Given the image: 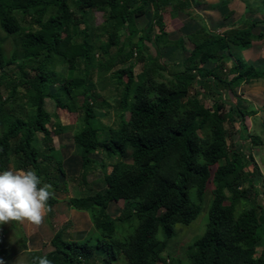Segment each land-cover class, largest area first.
<instances>
[{
	"label": "trees",
	"instance_id": "trees-1",
	"mask_svg": "<svg viewBox=\"0 0 264 264\" xmlns=\"http://www.w3.org/2000/svg\"><path fill=\"white\" fill-rule=\"evenodd\" d=\"M254 1L264 8V0ZM190 4L191 0H0V27L16 44L10 56L0 44V169L13 163L16 169L46 175L42 181L55 187L48 205L58 202L59 182L54 178L66 172L60 166L52 173L43 163L51 156L46 150H54L53 132L63 130L58 116L54 118L46 107L53 91L61 107L66 99L77 102L79 126L73 135L77 151L67 161L70 171L99 163L100 154L114 158L100 160L111 166L104 190L66 198L73 208L90 214L101 234L97 243L70 239L57 230L53 248L44 254L31 250L32 261L47 256L52 264H156L176 224H190L204 210L211 185L209 221L189 246L190 264H264V201L257 197L261 193L264 200V187L257 185L262 173L257 164L255 171L246 169L244 143L236 142L229 130L237 116L244 140L249 131L246 117L254 110L236 101L230 110H222L227 90L264 79V62L250 63L240 55L263 34L254 33L252 26L218 34L202 25L205 38H193L186 67L169 72L162 51L170 34L164 11L172 7L186 12ZM90 9L102 11L105 22H111L99 33L97 53L105 60L97 59L92 69L97 68L100 77L116 78L122 87L118 129L104 125L97 115L95 76L89 70L96 47L87 23ZM143 19L146 26L140 27ZM67 38L69 50L61 53ZM146 41L156 48V55L144 54L149 50ZM33 47L40 49L27 56L21 52ZM53 55L64 62L66 74L51 67ZM138 62L143 69L136 74ZM225 65L234 74L230 78L222 76ZM193 79L219 91L223 102L218 109L190 95L188 81ZM4 89H9L6 96ZM119 200H124L125 209L114 218L108 209ZM134 218L138 223L133 232L116 237L117 220L124 224Z\"/></svg>",
	"mask_w": 264,
	"mask_h": 264
},
{
	"label": "rangeland",
	"instance_id": "rangeland-1",
	"mask_svg": "<svg viewBox=\"0 0 264 264\" xmlns=\"http://www.w3.org/2000/svg\"><path fill=\"white\" fill-rule=\"evenodd\" d=\"M164 19L166 30L170 34L168 35V44H162V51L164 52L163 60L168 64L169 72L181 71L186 67L185 60L195 46L193 38H205V32L200 30L202 25H204V27L206 25L210 31L218 34H226L233 30L245 29L252 26L253 32L256 34L262 33L263 37L254 38L252 46L242 49L240 55L250 63L258 64L259 62H264V8L260 9L259 3L254 0H191L190 7H188L186 12L167 7L164 11ZM77 22L80 24V16H78ZM146 22L147 20L143 19L139 21L138 24L140 27H144L146 26ZM87 23L89 28L93 31V39L96 45L92 53L89 70L91 69L95 76L94 93L97 95L96 105L98 119L102 121L104 125L118 129L122 124V119L120 117L122 112V107L120 106L121 92L118 87L121 88V91L122 87L116 82V78L110 77L107 74L100 77L98 69H92L93 65L96 67L97 59L100 58L101 60H105L101 53L100 55L97 53V49L101 44L99 33L103 32L105 26L111 25V22H105L102 11L90 9ZM78 27H80V25H78ZM69 43L70 38H67L61 47V53H67L69 50ZM0 44L8 56L11 55L12 50L16 47L13 38L9 37L1 27ZM146 44L149 50H145L144 54L148 55V52H150L152 55H156V48L149 41H146ZM39 49V47L26 48L21 49V52L27 56ZM116 50L117 48L114 47L113 52ZM236 52L237 50H235V53ZM105 57H107V55H105ZM53 59L54 65L51 67L60 73L66 74L68 69L60 57L53 55ZM132 61L136 62L137 57L133 58L130 62ZM130 62L124 65H128ZM16 63L18 62L16 61L14 64ZM14 64H11L8 69L13 67ZM142 65V62L136 64V74L142 71ZM233 75L234 74H231L229 71V66L225 65L222 69V76L230 78ZM188 85L190 95L200 97L210 108L218 109L219 104L223 102L219 91L211 88L208 82L200 84L196 79H193L188 81ZM220 88L223 89V84H220ZM227 91V96L225 97L228 100L225 101L222 110H230L235 101L239 103L242 108L250 107L254 110L253 113L246 117L245 122L249 131L244 140L240 138L238 133L240 124L237 116L235 117V124L232 125L229 130L236 142L244 143L246 156L252 155V158L246 157V169L248 171H255L256 164L259 166L262 178L257 185L264 187V79L249 83L244 82L239 84L235 91ZM3 93L6 96L9 93V89H4ZM56 95V92H50V95L46 98V107L53 114L54 118L58 116L62 122L63 130L60 133L53 132L54 150H46L51 156L46 158L42 155L41 158H46L43 160V163L47 166L49 171L52 173L59 172L58 169L62 166L66 175L62 174L59 176L60 178L52 177V181H54V178L59 182V188L55 191L59 199L55 205L50 207L51 211L47 212L44 222L39 227L27 221L23 223L13 221L12 223L0 225L1 261L4 260L1 255H3L5 251H9L8 253L12 254L10 260H4L7 264H32L31 251L22 252L25 248L31 247V250L40 254L47 253L53 248L51 240L57 230H64L65 233H69L77 229L76 227L78 225L76 219L78 218H76L75 212L72 211L73 207L66 199L67 195L85 196L97 192L98 188L96 184L105 183V174L109 173L111 170L109 164L103 166L100 164V160L103 158L107 161L114 160V158L109 159L105 154H100L98 158L99 163L93 162L82 171H70L64 157L66 152L75 151L76 153L77 151L73 135L79 126L78 107L77 102L70 99H66L65 107H61ZM50 127L54 131V127L52 125ZM104 136L105 134L101 131V138L103 139ZM37 143L43 150L45 149V144L42 141L38 140ZM15 170L17 169L15 168ZM41 178H46V175ZM47 183L51 184L50 182ZM51 185L54 190V185ZM66 187H68V190H65ZM210 189L211 185H209L207 203L205 201L204 210L199 217L190 224H176L175 232L169 239L165 251L161 254L162 259L156 264H190L189 246L203 234L209 221L208 200L210 197ZM191 195H195L194 189L191 190ZM257 197L261 202L264 201L261 193ZM124 209V200H119L118 202L111 203L108 212L115 218L118 217ZM240 209L241 204H238L237 211H240ZM117 222L119 223L115 236L124 238L133 232L138 220L134 218L130 222L124 224H121L120 220H117ZM100 237V232L93 227L91 230H88L86 239H89L90 243L95 244ZM159 238H165L162 232L159 233ZM86 239L78 241L83 242ZM261 246L262 242L258 251H260Z\"/></svg>",
	"mask_w": 264,
	"mask_h": 264
},
{
	"label": "clouds",
	"instance_id": "clouds-1",
	"mask_svg": "<svg viewBox=\"0 0 264 264\" xmlns=\"http://www.w3.org/2000/svg\"><path fill=\"white\" fill-rule=\"evenodd\" d=\"M51 184L44 183L33 169H9L0 172V225L29 222L39 227L53 195ZM3 264V261H0ZM32 264H52L47 256H35Z\"/></svg>",
	"mask_w": 264,
	"mask_h": 264
},
{
	"label": "crops",
	"instance_id": "crops-1",
	"mask_svg": "<svg viewBox=\"0 0 264 264\" xmlns=\"http://www.w3.org/2000/svg\"><path fill=\"white\" fill-rule=\"evenodd\" d=\"M65 147V146H63ZM75 153V151H69L66 152L64 160L69 161V158L71 157V155H73ZM11 165H9L8 167H6V169H0V172L3 171H7L9 169L15 170L14 164L10 163ZM13 165V166H12ZM96 187L98 188L97 191H102L106 188L105 183H97ZM72 211L75 212V216L76 218V222H77V229L70 231L69 233H67V237L70 239H74V240H81V239H86L87 238V234H88V230H91L93 228V222L91 220L90 214L87 211H83V210H78L75 208H72ZM12 223V222H10ZM27 251H31V247H27L25 248L22 252H27ZM9 252V251H8ZM5 251V253L2 256V259L4 260H10L12 258V254L8 253ZM3 260V264H7L6 261ZM1 261V259H0Z\"/></svg>",
	"mask_w": 264,
	"mask_h": 264
}]
</instances>
